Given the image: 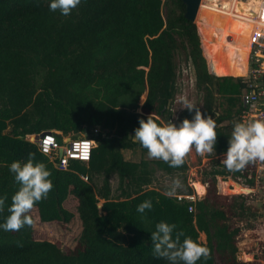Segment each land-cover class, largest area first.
Segmentation results:
<instances>
[{"label": "trees", "instance_id": "trees-1", "mask_svg": "<svg viewBox=\"0 0 264 264\" xmlns=\"http://www.w3.org/2000/svg\"><path fill=\"white\" fill-rule=\"evenodd\" d=\"M231 1L222 8L218 0H202L197 16L206 8L229 15L236 11ZM50 2L0 0V197L8 198L0 224L10 215L11 197L19 188L10 165L27 162L29 153H35L54 184L34 208L40 221L71 223L74 214L64 202L73 196L82 230L75 248L66 252L56 242L37 239L35 223L19 231L0 228V264H169L153 255L151 233L161 221L177 225L173 235L183 231L201 241L205 234L202 242L211 258L197 264H264L255 256L240 259L242 229L230 223L253 214V193L222 195L217 184L222 176L255 188V178L246 172L257 161L230 172L224 155L213 158L202 172L207 193L190 212L189 203L153 187L161 172L182 180L179 193H191L187 160L172 168L161 160H127L120 151L138 144L131 137L141 118L154 114L179 125L194 115L184 109L174 121L172 105L181 88L178 54L194 70L201 111L217 121L216 154L226 152L234 124L242 121L241 94L247 84L241 77L210 73L199 31L185 17L183 1L81 0L69 16L50 11ZM220 98L227 99L223 111ZM225 121L229 124L222 126ZM49 131L59 132V138L84 134L96 140L91 160L73 161L69 171L58 169L31 141ZM146 200L152 202L151 210L137 212Z\"/></svg>", "mask_w": 264, "mask_h": 264}, {"label": "clouds", "instance_id": "clouds-1", "mask_svg": "<svg viewBox=\"0 0 264 264\" xmlns=\"http://www.w3.org/2000/svg\"><path fill=\"white\" fill-rule=\"evenodd\" d=\"M80 3L81 0H51L49 9L69 16ZM178 103L190 113L194 111L191 119L185 118L177 125L171 120L165 121L150 114L146 120L139 119V127L135 129L133 137L147 150L149 159L161 160L172 168L182 167L193 148L201 156L213 154L218 138V125L213 115L203 113L186 96H180ZM223 155V164L230 172H241L256 161L264 162V118L236 122ZM10 171L19 188L11 197L8 208L10 215L0 224V228L4 231H19L25 226L34 225L32 212L39 202L48 198L54 184L50 178L51 171L44 162L35 159V153H29L27 162H12ZM182 187V180L178 176L174 177L167 194L172 196ZM7 199L6 195L0 197V212L4 211ZM151 208L152 202L146 200L137 206V212L143 214ZM155 227L156 230L151 233L155 257L163 258L169 264H197L201 259L211 258V249L206 243L186 236L183 231H175L173 235L176 224L161 221Z\"/></svg>", "mask_w": 264, "mask_h": 264}, {"label": "rangeland", "instance_id": "rangeland-1", "mask_svg": "<svg viewBox=\"0 0 264 264\" xmlns=\"http://www.w3.org/2000/svg\"><path fill=\"white\" fill-rule=\"evenodd\" d=\"M226 2L227 0H218L217 3L223 8L226 6ZM231 2L235 8L234 10L236 11L227 15L221 11L206 8L200 12L199 16H197L195 24L200 33L203 54L207 57L206 59L210 68L212 65L214 67L213 70L222 73V76H227L225 72L230 69L229 76L231 74H236L233 77H241V75L238 74V69L241 68L244 75L248 70V64L245 65V67H242V65H240V61L243 62L246 60L245 58H247L246 54L249 52V34L252 29V24L247 23L245 17L249 18L252 14H254V10L256 12V0H232ZM165 12L166 9L164 8V15ZM177 64L180 73L179 82L181 88L177 94V99L172 105L175 112L174 121L179 113L185 109L181 108V105L178 103L180 96H186L198 107H201L202 105L201 96L195 88V75L192 66L185 62L184 57L181 56V54H178L177 56ZM241 78L245 79V77ZM144 99L145 96L142 97L141 103H143ZM219 103L224 104L223 106L221 105V108L219 109L220 111H223L227 105V99L220 98ZM228 124L229 121H225L222 126H227ZM133 137L134 135L131 137L132 140L137 142ZM120 151L123 157L127 160L140 161L142 158H148L147 153L143 151L142 147L139 146V143L136 146L128 144L126 147L120 148ZM221 155H223V153L216 154L214 152L211 155L205 154L201 156L198 155L193 148L192 152L186 159L189 165V169L187 171V183L189 184L192 181L199 179L202 180L203 169L213 158H217ZM204 159H206L205 163ZM258 169L259 167L257 166V169H254L252 176L259 177L260 179L261 171L258 172ZM173 178L174 177L172 176L163 175V173L159 172L158 178L153 187L159 188L164 192L169 189ZM228 181L233 180L228 178ZM112 182L114 186L117 185V180L115 178ZM199 185L201 184L199 183L198 186ZM182 190H184V186L181 189H178L176 193ZM201 190H203V188ZM231 190L232 191H229L227 195L243 194L233 192L232 186ZM255 190L256 193L252 192L253 197L251 202L252 207L254 208L253 214L248 215L242 220L232 218L230 223L233 227H240L242 229L239 235V246L241 249L239 254L240 259L249 261L253 260L255 256V259L264 263L263 190L261 187H255ZM244 194H247V192H244ZM77 204V200L73 196H69L64 202L65 208L74 214V218L69 224L61 222L44 223L40 221L38 211L35 209V237L41 240L56 242L62 250L66 252L72 251L76 246L82 230L81 222L77 214ZM200 240L204 242L206 241L205 234L202 233L200 235ZM219 264L221 263L219 262Z\"/></svg>", "mask_w": 264, "mask_h": 264}, {"label": "built area", "instance_id": "built-area-1", "mask_svg": "<svg viewBox=\"0 0 264 264\" xmlns=\"http://www.w3.org/2000/svg\"><path fill=\"white\" fill-rule=\"evenodd\" d=\"M255 7L256 12L254 10V14L249 18L245 17L247 23L252 24V29L249 34L248 70L245 75L241 76L245 77L244 81L247 84V89L242 94L244 109L239 115L242 121L264 118V0H256ZM94 132L98 133L99 130L95 129ZM59 134L57 131L42 132L32 137L31 141L36 143L39 151L49 157L53 164L62 171L71 170L73 161L88 163L91 160L93 150L97 147L96 140L88 138L84 134L77 138H70L64 135L59 138ZM45 148L47 149L46 152L44 151ZM205 161L206 159H204V163ZM257 166L259 167L258 172L261 171L260 179L252 176ZM246 174L249 178L254 177L257 180H255L257 183L256 187H261L263 190L262 203L264 207V162L257 161L256 166L250 167ZM81 178L88 181L87 175H81ZM217 179L220 194L227 195L229 191H232L231 186H226L228 179L222 176H218ZM197 183H201L204 186L205 191L203 194L197 189ZM189 186L193 189L191 193L178 192L173 196L179 203H189L188 209L193 212L195 203L206 195L207 185L199 179L189 183ZM244 188L249 187L244 186ZM252 190L253 192L256 191L255 188Z\"/></svg>", "mask_w": 264, "mask_h": 264}, {"label": "water", "instance_id": "water-1", "mask_svg": "<svg viewBox=\"0 0 264 264\" xmlns=\"http://www.w3.org/2000/svg\"><path fill=\"white\" fill-rule=\"evenodd\" d=\"M182 1L186 6L185 17L188 20L195 23L202 0H182ZM209 71H210V68H209ZM210 73H212V72L210 71ZM237 184L240 185L239 183H237ZM246 191H247V194H250L253 192V190L249 189V188H246ZM101 206H102V204L101 205L99 204L100 209H101Z\"/></svg>", "mask_w": 264, "mask_h": 264}, {"label": "crops", "instance_id": "crops-1", "mask_svg": "<svg viewBox=\"0 0 264 264\" xmlns=\"http://www.w3.org/2000/svg\"><path fill=\"white\" fill-rule=\"evenodd\" d=\"M246 54V53H245ZM248 56H249V52H248V54H246V57L247 58H245L246 60L245 61H243V62H241L240 61V65H242V67H245V65H247L248 64ZM209 68H210V66H209ZM214 69V67L211 65V68H210V71L213 73V74H216V75H219L218 73H220V72H217V71H214L213 70ZM231 70H233V69H231ZM227 71V70H226ZM229 71H230V69L227 71V72H225L226 73V75L227 76H229ZM238 74H240L241 76H243L244 74L242 73V69L240 68V69H238ZM236 73V72H235ZM220 75H222V73H220ZM225 75V74H224ZM232 76H234V75H236V74H231ZM230 75V76H231ZM197 184H199V183H197ZM201 184V183H200ZM199 186H201V188H203V192L205 191V188H204V186L201 184V185H199ZM36 221V220H35Z\"/></svg>", "mask_w": 264, "mask_h": 264}, {"label": "bare ground", "instance_id": "bare-ground-1", "mask_svg": "<svg viewBox=\"0 0 264 264\" xmlns=\"http://www.w3.org/2000/svg\"><path fill=\"white\" fill-rule=\"evenodd\" d=\"M196 19H197V17H196ZM248 51H249V45H248ZM226 186H232L233 192H236V193L247 192L246 188H244V186L238 185L235 181H228ZM196 187L202 189L201 187L198 186V184H196Z\"/></svg>", "mask_w": 264, "mask_h": 264}]
</instances>
